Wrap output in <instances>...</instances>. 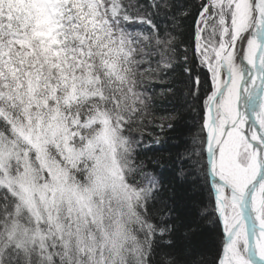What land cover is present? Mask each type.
Masks as SVG:
<instances>
[{
  "label": "snow or ice",
  "instance_id": "6c2138e0",
  "mask_svg": "<svg viewBox=\"0 0 264 264\" xmlns=\"http://www.w3.org/2000/svg\"><path fill=\"white\" fill-rule=\"evenodd\" d=\"M0 264H264V0H0Z\"/></svg>",
  "mask_w": 264,
  "mask_h": 264
},
{
  "label": "trees",
  "instance_id": "16d2710c",
  "mask_svg": "<svg viewBox=\"0 0 264 264\" xmlns=\"http://www.w3.org/2000/svg\"><path fill=\"white\" fill-rule=\"evenodd\" d=\"M159 91V89H157ZM159 114V113H158ZM147 139V137H146ZM172 151L170 144L161 145L159 147H154L151 150H148L144 153V157L146 158L145 162L147 163V158H151L155 161L156 157H159L161 162H167L169 159V153ZM166 176H171V173L165 171Z\"/></svg>",
  "mask_w": 264,
  "mask_h": 264
}]
</instances>
